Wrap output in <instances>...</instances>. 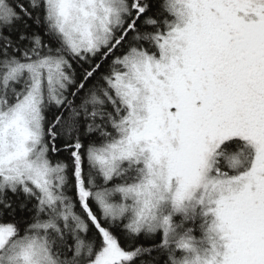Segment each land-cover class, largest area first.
<instances>
[{
  "label": "snow or ice",
  "instance_id": "1",
  "mask_svg": "<svg viewBox=\"0 0 264 264\" xmlns=\"http://www.w3.org/2000/svg\"><path fill=\"white\" fill-rule=\"evenodd\" d=\"M0 264H264V0H0Z\"/></svg>",
  "mask_w": 264,
  "mask_h": 264
}]
</instances>
